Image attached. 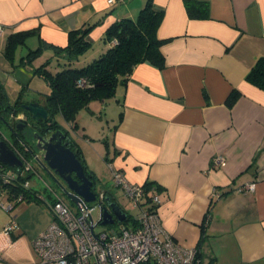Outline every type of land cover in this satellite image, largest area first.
I'll list each match as a JSON object with an SVG mask.
<instances>
[{
  "label": "crops",
  "instance_id": "1",
  "mask_svg": "<svg viewBox=\"0 0 264 264\" xmlns=\"http://www.w3.org/2000/svg\"><path fill=\"white\" fill-rule=\"evenodd\" d=\"M145 1L0 0V86L9 104L19 95L22 102L43 103L48 85L34 88L35 95L24 101L21 94L32 87L25 80L47 60L51 72L68 66L55 50L66 45L70 30L94 24L91 47L70 63L82 67L109 47L105 29L135 18ZM185 1L152 0L163 13L157 27L164 40L163 66L136 64L112 97L95 104L112 125L102 156L127 181L159 186L156 211L166 234L195 246L202 264H264V90L245 79L255 60L264 57V0H197L207 3V15L199 17L187 15ZM24 31L31 33L7 58V36ZM33 50L30 66L23 64L22 57ZM56 58L63 63L51 70ZM8 80L16 97L8 96ZM232 91L237 95L229 104ZM88 109L91 116L102 113L89 104ZM80 153L95 174L88 155ZM219 154L220 167L212 160ZM250 183L252 191L240 189ZM103 191L114 198L111 190ZM125 198L123 205L115 202L131 208ZM11 215L17 226L4 234ZM51 220L49 208L33 200L16 201L11 211L0 207V264H52L41 262L32 246Z\"/></svg>",
  "mask_w": 264,
  "mask_h": 264
},
{
  "label": "built area",
  "instance_id": "2",
  "mask_svg": "<svg viewBox=\"0 0 264 264\" xmlns=\"http://www.w3.org/2000/svg\"><path fill=\"white\" fill-rule=\"evenodd\" d=\"M125 0H107L108 4ZM0 26V32H1ZM82 83L83 80H79ZM0 139L6 137L0 131ZM22 160L18 169L7 167L0 162V207L11 211L14 202L25 200L24 195L16 193V187L30 189L37 198L43 199L48 206L52 220L32 240V246L41 262L52 264H202L199 251L195 246H183L166 234L158 214L159 197L155 190L146 192L142 184L131 183L111 164V176L116 186L130 201L131 208L136 209L133 216L135 223L120 224L118 227L95 230L101 222V211L107 208L104 201L105 192H97L95 201L101 213L94 219V206L80 199L73 209L64 202L50 184L38 174L42 188L31 186L28 178L20 175L22 171L37 173L21 151H15ZM36 157V155H35ZM224 157L217 155L213 160L215 166L223 164ZM254 183L241 190L252 191ZM150 194V201L143 198ZM119 223V222H118ZM17 226L13 215L3 226V233L9 234Z\"/></svg>",
  "mask_w": 264,
  "mask_h": 264
},
{
  "label": "trees",
  "instance_id": "3",
  "mask_svg": "<svg viewBox=\"0 0 264 264\" xmlns=\"http://www.w3.org/2000/svg\"><path fill=\"white\" fill-rule=\"evenodd\" d=\"M184 3L186 4L187 15L190 17L207 15L206 2L186 0ZM143 4L135 18H122L114 21L105 29L103 41L108 43L109 47L88 64L82 67L70 65V63L79 58V55L91 47L88 33L94 26L92 23L70 30L66 45L55 50L57 56L62 58L68 66L51 72L47 68L49 63V60H47L39 66L32 68L33 74L43 79L50 88L49 92L44 94L42 103L48 112V116L45 120L34 122L36 126L43 125L44 129L45 127H50L54 130L62 128L67 131L56 120L55 115L57 113L66 122H74L75 125L78 111L83 107L88 108V103L93 100L105 101L112 97L116 85L119 82L126 81L136 64L148 61L157 67L163 66L164 56L160 52V46L164 40L157 36V27L160 25L163 13L153 6L152 0H146ZM30 33L31 31H24L9 34L4 46L5 56L12 59L16 46L19 43H23ZM35 53L36 51L33 50L23 56V64L30 66ZM255 61L254 65L247 72L245 79L252 83V85L264 90V57L261 56ZM79 80H83V82L79 83ZM236 95L237 93L232 91L229 97H227V102L231 104L235 100ZM0 100L8 103L6 93L2 90L1 86ZM20 103H22V100H20L19 95L14 105L19 107ZM18 111H22V109L18 108ZM11 144L16 149H19L27 158L31 157V154L18 140L11 141L9 145L11 146ZM68 145L81 161L86 176L94 180L95 183V174L85 165L77 143L73 141L69 142ZM24 178L27 179L25 176ZM143 187L146 192L149 190L159 191V186L152 181H146ZM15 190L17 194L24 195L27 201L33 200L46 205L44 200L37 198L36 195L34 196L30 189L16 187ZM105 195L107 196L106 192ZM108 197L115 202L114 198ZM149 197L150 194H147L143 198L145 200L144 203L150 201ZM126 214L125 220H122L118 224L129 225L135 223L133 216L127 212Z\"/></svg>",
  "mask_w": 264,
  "mask_h": 264
},
{
  "label": "water",
  "instance_id": "4",
  "mask_svg": "<svg viewBox=\"0 0 264 264\" xmlns=\"http://www.w3.org/2000/svg\"><path fill=\"white\" fill-rule=\"evenodd\" d=\"M18 108L22 111H17L24 112L26 118L17 119L15 129L12 130L6 120L2 123L15 133V138L31 155H36L37 161L58 182L63 195L71 203L75 204L81 198L88 202L95 200L97 192L94 189V180L86 176L81 161L68 145L74 141L70 131L62 128L54 130L50 127L44 129L43 125L36 126L34 122L45 120L48 116L45 107L37 101L22 102ZM24 126L28 127L27 131L23 130ZM18 130H22L21 134H27L29 138L18 136L16 134ZM30 144H33V148ZM0 162L17 168L22 165V160L5 139H0ZM104 201L107 208L100 213V224H113L115 221L125 220L127 214L116 202L108 196H105Z\"/></svg>",
  "mask_w": 264,
  "mask_h": 264
},
{
  "label": "rangeland",
  "instance_id": "5",
  "mask_svg": "<svg viewBox=\"0 0 264 264\" xmlns=\"http://www.w3.org/2000/svg\"><path fill=\"white\" fill-rule=\"evenodd\" d=\"M18 54L19 52L16 53V60L18 59ZM58 62H60V65L63 63L61 59L56 58V60L54 61V64H51L49 68H51V70H54V66H57ZM36 63H37V60L33 62V64H36ZM31 73L33 75L32 70H31ZM31 73H28V77L26 78L28 80H25V82L31 81L30 86L32 87H30L29 89H26L25 91H23V94H21L23 97L22 99L24 101L31 99L35 95V92L37 90L39 91L40 89L38 87L39 85L46 84L45 81L41 79L40 77L38 76L32 77L30 75ZM10 79L13 80L14 77ZM13 81L8 80L7 88H6L8 90L7 91L8 96L11 98L16 97L18 95V93H16V90H14L13 88L15 86ZM8 85L10 88L8 87ZM34 88L37 90H35ZM88 104H89L90 109L95 111V114H98V112L102 111L99 117L96 115L91 116L92 114L87 113L89 109L83 107L82 109L78 111L76 115L75 122L77 123L75 125L73 123L66 122L59 113L55 115L56 120L61 126H63L64 128L68 129L71 132L74 139H76V141L78 142L80 149L84 151L86 155H88L90 165H92V167L95 170V176H94L96 177V185L94 188L95 191L101 192L106 189L111 190L115 198L114 200L120 203L121 205H123V203L125 202L124 200L125 196H123L121 188H118L115 185L114 179L111 176L112 174L111 170L109 166L106 164L107 163L106 160L102 156V154L104 155L105 153L104 151L107 150L106 142L110 135L112 125H110L107 122L106 117H104L103 115L104 114L103 110L98 108V106L94 108L95 104H100L98 100H93ZM0 131L4 137L11 140L9 131L1 123H0ZM88 133L90 134V136L88 139H86L85 134H88ZM101 150H103L102 153L100 152ZM30 164L36 169L37 173L36 172L33 173V171L28 172V173L22 171V175L28 178L31 186H35V187L39 186L40 188H42V190L44 189L43 185H41V180L38 178V174H39L45 180V182L53 185L59 190L60 193H62V190L60 189L58 182L54 178H52V176H50V174H48L47 171L44 170L43 166L37 161V159L34 158L33 155H31L30 157ZM63 198L66 201V203H69L73 209L75 208V204L71 203L65 196H63ZM89 203H91V205L95 207L94 211L92 212L93 218L98 219L100 215L99 213L100 210H99V207L97 206V203L95 201H92ZM125 205H126L125 206L126 208H123L124 211L129 213L131 216H135L137 211L135 209L130 208L129 203ZM119 225L120 224H118L117 221H115L113 224L112 223L98 224L95 230L109 229L111 227H118Z\"/></svg>",
  "mask_w": 264,
  "mask_h": 264
},
{
  "label": "flooded vegetation",
  "instance_id": "6",
  "mask_svg": "<svg viewBox=\"0 0 264 264\" xmlns=\"http://www.w3.org/2000/svg\"><path fill=\"white\" fill-rule=\"evenodd\" d=\"M17 110H18V106L14 105V104H9V102L5 103V102L0 100V123L3 124L2 121L6 120L8 125H9V127L12 130L15 129L16 120L19 119V118H21V119L26 118V115H25L24 112H18ZM9 127H6V128L9 131V135H10L11 140L13 141V140L16 139V141H17V138H15V135H14L15 133L12 130H10ZM27 128L28 127L24 126L23 130L27 131ZM21 132H22V130L21 131L18 130V131H16V134L18 136L21 135L22 137H24L26 139L29 138L27 136V134L22 135ZM6 140L8 141V143H11V140H9L8 138H6ZM30 145L33 148V144H30ZM11 146H12V144H11ZM13 148L15 149V151L16 150L20 151L19 149H16V147H14V146H13Z\"/></svg>",
  "mask_w": 264,
  "mask_h": 264
}]
</instances>
